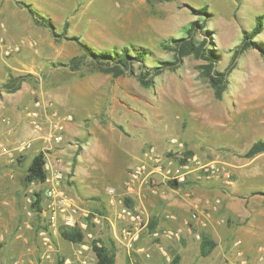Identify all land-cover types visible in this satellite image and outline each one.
Masks as SVG:
<instances>
[{
	"label": "rangeland",
	"instance_id": "374dc122",
	"mask_svg": "<svg viewBox=\"0 0 264 264\" xmlns=\"http://www.w3.org/2000/svg\"><path fill=\"white\" fill-rule=\"evenodd\" d=\"M26 1L48 14L58 32L68 23L67 35L80 36L98 51L127 45L153 51L144 67L136 61L120 76L90 65L71 69L64 62L82 54L75 41L54 36L17 3L22 13L5 18V6L0 5V85L10 74H28L20 90L4 92L0 99V264H81L79 245L61 235V219L52 225L44 211L32 207L34 192L48 185L24 184L31 159L46 150L51 133L47 116L42 117L40 131L29 116L37 100L53 103L48 117L54 110L60 117H73L67 121L73 124L72 133L65 128L64 141L49 154L55 166L62 158L59 167L66 170L62 186L70 199V194L85 191L89 194L86 199L94 200L97 195L86 186L102 183H106L105 192L111 194L119 174H128L141 161L146 147L156 145L167 151L170 140L177 138L184 144L185 157L196 155L206 162H219L231 173L232 182L221 175L183 185L193 188L214 182L219 196L210 199L220 198V206L224 204L217 211L211 210L216 213L211 216L217 226L224 227L226 234L228 229L245 227L251 239L237 234L229 242L246 249L250 264H264V253L259 251L264 246V195L259 192L264 190V152L253 158L245 156L255 141L264 138V58L259 49L251 47L237 57L221 98L201 74L205 61L193 54L185 56L177 69H166L156 76L151 86L139 78L142 69L173 60L174 45L166 48L161 43L181 37L184 28L196 21L205 23L203 31L197 27L195 37L201 41L210 36L209 46L218 55L216 68L226 69L243 42L244 32L255 27L258 16L264 20V0ZM202 6H208L210 15L196 11ZM254 40L264 49V24ZM10 46L19 48L8 54L6 48ZM24 142L31 144L20 149ZM58 150L63 152L58 155ZM187 150L193 154L186 156ZM229 201L241 207L240 215H227ZM44 205L45 200L43 209ZM118 220H114L116 225ZM147 232L141 234L144 239ZM95 234L113 236V225L100 222ZM239 239L242 241L237 244ZM174 246H169L170 257H163L161 264H172ZM139 253L138 243L128 252L133 257L131 264H149ZM85 254L93 256L94 252ZM180 254L178 264H195L196 256L200 264L216 261L202 256L199 246L192 243Z\"/></svg>",
	"mask_w": 264,
	"mask_h": 264
},
{
	"label": "trees",
	"instance_id": "16d2710c",
	"mask_svg": "<svg viewBox=\"0 0 264 264\" xmlns=\"http://www.w3.org/2000/svg\"><path fill=\"white\" fill-rule=\"evenodd\" d=\"M15 1L19 6L28 11L29 15L32 17L35 23L47 27L54 36L73 40L78 44L80 50L82 51V54L73 56L68 62H64V66L66 65L71 69L80 70L85 65H90L91 67H96L94 69L112 73L114 76H120L127 73L130 67L136 61L140 62V65L144 67L146 65V59L148 58V55L153 51L145 46L135 47L134 45H127L123 48L114 46L112 49L98 51L94 49L90 44L82 40L80 36L67 35L68 23H65L63 32H58L57 25L52 20V18L48 14L41 12V10L33 5V3L26 0ZM196 11L199 14L206 16L210 15L211 13L208 9V6H202ZM204 23L205 22H201L200 24L198 21H196L192 23L190 27L184 28V34L181 37L170 38L169 40L162 42V46L166 48H170L171 44L174 45V59L157 62V64L151 69H142L139 73V78L142 84H144L145 86H151L156 76L163 73L166 69H177L178 67H180L181 62L185 56L193 54L196 58L205 61L200 66L201 74L206 77L211 85L215 88L217 97L221 98L228 88V77L236 67V59L240 54L253 47L259 49L262 57L264 58V49L254 40V38L262 32L264 24L262 16H258L256 18V25L252 30H246L244 32L243 42L235 50L230 65L224 70H219L218 68H216L218 55L215 51V48H211L209 46L210 36L206 35L201 41L197 40V38L195 37L194 32L199 31L197 27H201L200 32L203 31L202 27L204 26ZM27 78L28 74H10L8 79H6L0 85V99L2 98L4 92L13 93L20 90L22 88V84L24 83V81H26ZM263 152L264 138L255 141L247 150L245 156L253 158ZM192 154L193 152L191 150L186 151V156ZM46 162L47 158L45 150H41L33 156L24 176L25 186L28 187L32 183L45 182L48 175L47 169L45 167ZM170 184L174 187L182 185H179L175 182H170ZM259 192L264 195V190H261ZM44 200V189L35 191L32 207L35 210L42 212ZM124 202L130 208L134 210L136 209L135 201L130 196H125ZM92 212L93 213H91L90 216L86 217V219L89 223V228L95 231L96 223L93 221L94 214H104L103 211L100 210H94ZM155 228L156 222L154 219H151L149 221L148 231L153 232ZM61 235L66 240L72 243H81L85 239V233L79 227L70 228L62 225ZM92 247L97 257L96 264H116L115 249L107 245L100 236H96V238L92 241ZM215 247L216 242L209 234L205 233L201 235V252L203 255L210 254ZM179 260L180 255L174 254L172 264H178ZM59 264H63V262H60Z\"/></svg>",
	"mask_w": 264,
	"mask_h": 264
},
{
	"label": "crops",
	"instance_id": "0c3cea01",
	"mask_svg": "<svg viewBox=\"0 0 264 264\" xmlns=\"http://www.w3.org/2000/svg\"><path fill=\"white\" fill-rule=\"evenodd\" d=\"M0 5L5 6L2 9L5 18L15 16L14 14L16 12L22 13L23 11L22 9L17 8L18 5L16 4L15 0H0ZM65 128L67 133L70 134L73 130V124L66 122ZM45 143H47V141H45ZM61 152L63 151L58 150V155ZM54 153L55 152H53V154ZM61 160L62 158H58L55 161L56 166L62 165ZM129 173L130 172L126 174V171H123L114 181V184H117V198H113L112 194H107V192H105L104 186L106 183L92 185L91 187L86 186V189L89 188L87 191L97 195V197L91 201L86 199L89 194H87L85 191H79V193H76V195L70 194L72 201L77 203V205H81V207L84 209L103 211L104 215H102L101 222H111L113 225L114 235H108L107 238L102 239L107 245L115 249L116 264H131L130 261H133V257L128 254V251L120 238L122 221L121 219L118 220V225H116L114 222V220L119 219L117 206H122L121 202L119 201H121V198L124 199L125 196H130L135 201V208L137 210L143 211L150 220L154 219L156 222L155 230L153 232H147L149 235L145 237V239L141 235V240L136 243H139V254L143 262L149 264H161L163 257H170L171 253L169 251V246L171 244L175 245V248L172 247L173 257L174 254H179L181 257L180 253L184 249V246H188L191 243L198 245L201 251V235L205 233L209 234L213 238V240L216 242V247L208 255H203L201 252L202 256L210 257V259L215 258L216 261L214 262H218L217 264H240V260L242 258L248 259L247 255L245 254L246 249L241 248V246L235 247L231 242H229V240L237 234L241 235L242 239L244 240L251 239L249 238L251 236L247 234L246 228L242 227L235 231L228 229L226 234L224 227L217 226V222H215L216 218L212 216L205 218L203 214L206 209L208 210L209 208H212V205L206 204L208 199L213 198L210 196H219V190L213 187L215 185L214 182L208 181L202 184V187L195 186L193 188L188 187L189 185L184 186L183 184L178 187H174L170 183L167 184L163 182L160 184L158 192L152 191L150 186L147 184L143 186H137V189L129 191L126 189L125 185V181L127 180ZM197 205L202 212L201 219L193 220L191 219V214ZM223 206H220L219 204L217 207L212 208V210L217 211L219 208H223ZM240 209L241 207H235L232 201L227 202L226 210L228 211V216L231 215L233 218L235 215H240ZM212 214L214 213H211V215ZM215 215L216 213L213 216ZM171 231L179 232L180 235L169 237L167 232ZM198 235H200V238L197 237ZM80 257L81 256L79 254V260ZM197 257L198 256L194 258L195 264H200L199 260H197ZM237 260L238 262H236ZM214 262L211 264H216Z\"/></svg>",
	"mask_w": 264,
	"mask_h": 264
},
{
	"label": "built area",
	"instance_id": "2783aa9c",
	"mask_svg": "<svg viewBox=\"0 0 264 264\" xmlns=\"http://www.w3.org/2000/svg\"><path fill=\"white\" fill-rule=\"evenodd\" d=\"M19 47H7L6 53L17 50ZM53 103L46 104L42 100H37L34 107L30 110L29 116L32 118L37 131L43 129L42 117L47 116L50 121V137L47 138L48 145L45 146L46 151V169L48 172L44 183L48 186L44 189L45 212L48 221L52 225H56L61 219V225L75 228H81L85 233V239L79 243V254L81 264H96V253L92 247V241L96 238L95 231L89 228V223L86 217L93 213L91 210L83 209L70 199L62 186V182L66 177V170L62 167L55 166L50 160V150L61 144L64 139L65 122L73 119L72 115L64 117L58 116V111H52V117H48ZM55 119H54V117ZM53 118V120L51 119ZM170 147L167 151H162L156 145L146 147L142 153L141 161L130 171L127 180L125 181L126 189L131 191L137 189V186L147 184L154 192L159 191L161 183L175 182L177 184H185L190 180L203 181L212 178H218L221 175L231 181V173L226 170V166L216 161H203L196 155L193 157H185L184 144L177 138L170 140ZM31 142H24L20 149L29 146ZM5 150V148H4ZM111 194L116 195V190L112 188ZM121 201V210L118 217L124 223L120 230V238L128 252L135 249L136 242L140 239L142 232L148 229L149 217L141 210H134L127 206L124 199ZM221 203L220 198L208 199L206 204L212 205V208L217 207ZM212 208L206 209L203 214L205 218L211 216ZM202 212L197 205L191 214V219L200 220ZM102 215L94 214L93 221L98 224L101 222ZM189 223V222H188ZM169 237L179 236V232H167ZM200 238V235L197 236ZM241 239L237 240V244L241 243ZM94 252L93 256L85 254L86 251ZM261 253H264V246L259 248ZM263 259L264 257L261 256ZM240 264H250L247 258H242Z\"/></svg>",
	"mask_w": 264,
	"mask_h": 264
}]
</instances>
